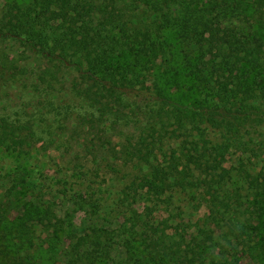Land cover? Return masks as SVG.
I'll return each mask as SVG.
<instances>
[{
  "label": "trees",
  "instance_id": "trees-1",
  "mask_svg": "<svg viewBox=\"0 0 264 264\" xmlns=\"http://www.w3.org/2000/svg\"><path fill=\"white\" fill-rule=\"evenodd\" d=\"M8 81L29 104L0 99V147L127 176L65 217L0 206V264H264V0H0Z\"/></svg>",
  "mask_w": 264,
  "mask_h": 264
},
{
  "label": "rangeland",
  "instance_id": "rangeland-1",
  "mask_svg": "<svg viewBox=\"0 0 264 264\" xmlns=\"http://www.w3.org/2000/svg\"><path fill=\"white\" fill-rule=\"evenodd\" d=\"M246 4L249 0H242ZM251 1V0H250ZM246 7V5H245ZM245 21L249 16L244 15ZM175 99L189 101V93H181L174 89ZM1 102L9 105L10 108H17L23 104H29L18 84L8 81L0 83ZM28 108L30 106L28 105ZM75 150V148H74ZM75 151L68 153L65 150L42 147L32 149L30 152H11L0 147V206L7 210L11 219L25 212V202H42L55 198L58 203V212L65 217L67 209L75 206L71 198L77 193H85L92 200L106 202L112 205L121 186V178L127 176L124 171L112 173L100 165L86 163L85 153L80 155V165L74 167L76 157ZM85 163V166L82 164ZM87 164V165H86ZM229 164V163H228ZM90 166L92 167L90 169ZM99 168V167H98ZM94 181L97 183L95 184ZM60 203V204H59ZM29 205V204H28ZM179 210L189 216L192 205L183 198L177 201ZM84 210L78 208L74 213L75 224L84 226ZM204 213L201 208L200 215ZM128 216V213L126 214ZM69 236L62 237V242L68 240ZM40 242V241H39ZM67 242V241H66ZM55 264L51 254L45 253L44 263ZM38 261H42L40 258ZM244 264H251L244 261Z\"/></svg>",
  "mask_w": 264,
  "mask_h": 264
}]
</instances>
